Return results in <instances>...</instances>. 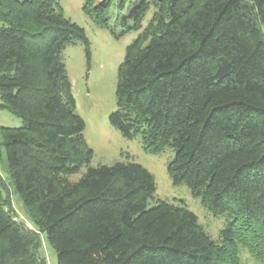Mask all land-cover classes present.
Returning a JSON list of instances; mask_svg holds the SVG:
<instances>
[{
	"label": "trees",
	"instance_id": "16d2710c",
	"mask_svg": "<svg viewBox=\"0 0 264 264\" xmlns=\"http://www.w3.org/2000/svg\"><path fill=\"white\" fill-rule=\"evenodd\" d=\"M113 1L84 0L82 12L110 28ZM128 21L139 34L117 67L108 122L146 153L173 152L172 185L226 217L219 243L182 201L148 207L156 186L141 165L91 166L62 58L81 44L88 64L90 44L59 0H0V108L21 120L0 128V146L23 207L57 264H239V247L264 262V0H136ZM1 183L0 264H44Z\"/></svg>",
	"mask_w": 264,
	"mask_h": 264
},
{
	"label": "rangeland",
	"instance_id": "374dc122",
	"mask_svg": "<svg viewBox=\"0 0 264 264\" xmlns=\"http://www.w3.org/2000/svg\"><path fill=\"white\" fill-rule=\"evenodd\" d=\"M135 1L126 0L124 9L119 11L120 0H114L109 10L110 28H99L82 12L84 0H59L63 16L84 29L90 44L88 64L81 44L68 45L63 51L62 58L72 85L76 112L85 124L83 131L85 143L93 151L91 166L112 165L118 161H132L141 165L154 177L156 186V192L153 199L148 201V207L160 201L173 204L182 201L186 208L196 215L200 227L212 240L219 243V232L227 223L226 217H214L198 199L191 196L187 186L172 185L167 173V164L172 159L173 152L166 150L156 155L146 153L139 137L132 140L125 139L108 122L109 114L115 110L117 67L123 59L126 47L139 34L138 31H126L131 25L129 21L127 26L120 23L121 18L127 16ZM147 1L151 2V0ZM153 12L151 6L142 22V29L147 25ZM20 126L19 118L0 108V128ZM84 172L85 168H82L78 174L71 176L70 180L77 181ZM0 180L1 194L5 199L3 207L9 212L12 221L34 236L38 244L40 240L37 255L44 264H57L54 249L47 243L46 237L39 232L10 183L2 146H0ZM238 258L239 264H264L254 260L242 247L238 248Z\"/></svg>",
	"mask_w": 264,
	"mask_h": 264
}]
</instances>
